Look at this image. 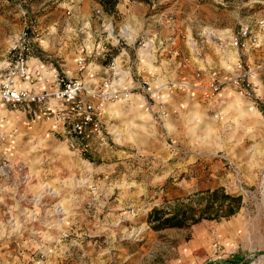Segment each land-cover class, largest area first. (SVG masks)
Returning <instances> with one entry per match:
<instances>
[{"label": "rangeland", "instance_id": "1", "mask_svg": "<svg viewBox=\"0 0 264 264\" xmlns=\"http://www.w3.org/2000/svg\"><path fill=\"white\" fill-rule=\"evenodd\" d=\"M141 1L153 6L147 12H165L170 28L179 18L185 30L164 38L139 33L138 52L152 56L155 65L160 45L183 43L192 60L220 71L215 75L223 88L214 101H203L201 83L167 78L169 88L184 85V95L178 100L168 90L166 102L158 74L151 80L126 66L119 82L110 59L99 90L112 81L125 90L146 81L152 92L132 89L122 100L105 101L97 110L105 139L93 135L86 147L83 140L71 146L53 130L64 125L53 113L31 120L21 109L3 110L0 264H203L234 253L244 257L241 264H264V93L254 102L228 81L238 60L255 65L246 61L245 50L259 46L264 61V0ZM98 2L112 17L110 37L129 26L130 20L111 9L113 0ZM69 9L65 0H0V74L22 31L33 47L48 35L51 22L61 26ZM242 28L248 35L241 36ZM60 29L58 35L64 33ZM217 187L242 196L234 215L189 228L148 225L152 207L172 208Z\"/></svg>", "mask_w": 264, "mask_h": 264}, {"label": "crops", "instance_id": "2", "mask_svg": "<svg viewBox=\"0 0 264 264\" xmlns=\"http://www.w3.org/2000/svg\"><path fill=\"white\" fill-rule=\"evenodd\" d=\"M98 1L65 0L67 8L71 9L67 11L68 15L64 17L61 26L57 21L51 22L48 25V35H45L38 44L33 45L27 57L28 77L21 82L20 85L22 87H26L34 92L53 91L60 88L57 75L60 76L63 74L69 77H78L86 88V92H82L81 98L95 101L98 98L93 96V93L102 87V82L105 81L107 72L110 71L109 62L112 59L117 64L118 67H116L120 70L117 75V81L119 82L124 81V78L121 80L120 73L123 72V68L126 69V66L134 74L140 73L143 77L148 76L152 78L151 80H154L155 77L153 73L158 74L156 81L164 89L163 99L167 102V98H169L168 90L174 91L175 96L178 95V100L180 96L184 95L180 92L184 91V85L180 84L182 80L203 83L208 79V74H220V71L214 66L204 61L192 60L191 54L187 53V47L183 43L177 46L168 45L167 43L160 45V50L157 52L158 59H156L158 61L155 65L153 64L152 56L144 52H138L139 50L134 46L136 35L139 33L152 34L156 32L164 38L170 31L179 34L185 30L180 25L179 18L176 19V24L170 28V24L164 17L165 12L161 11L158 15L147 12L148 8L151 10L153 8L148 1H114L111 9L114 12L118 11L121 13L124 20L128 19L130 21H128L129 26L120 27L118 34L110 37V34L106 32V28L112 21V17L109 15L108 10H105L103 8L104 6ZM159 3L163 5V2ZM144 8L145 10L142 11ZM49 13H53V11L46 12V14ZM59 28L64 32L61 35L57 33ZM122 34L127 36L125 37L126 40H123ZM78 36H80L81 40H78ZM119 39L123 40V42H119ZM40 53L42 55L47 54L48 57H53L54 60L42 59L40 58ZM243 55L246 61L251 64H256V62L264 64V61H260L263 59H260L259 46L245 50ZM184 57L188 58L186 62H184ZM79 61L83 62L81 67L79 66ZM10 63L11 61L8 65ZM232 70L234 71V68L230 71ZM198 73L200 74L199 77L197 76ZM167 78H175L181 82H175L174 86L169 88ZM257 79L259 86L255 90L254 98L251 99L254 102L256 99H260V96L264 93V74L259 73ZM236 90L241 94L237 88ZM191 97H195L196 99L199 97L201 100L209 102L214 101L216 98L214 96L213 98L206 99L202 94L197 97L195 92H193ZM20 109L23 111V115H27L31 120H34L45 118L51 113H61V111L67 109V106L61 99L50 97L44 105L30 103L14 110H17L21 114ZM14 110H9L7 106H4L6 113ZM52 128L53 130L58 128L57 131L62 133L69 144L75 141L68 132V123L61 127L52 126ZM94 138L93 134H89L81 139V141H75L74 143L81 145L83 140V142L85 141L90 145Z\"/></svg>", "mask_w": 264, "mask_h": 264}, {"label": "built area", "instance_id": "3", "mask_svg": "<svg viewBox=\"0 0 264 264\" xmlns=\"http://www.w3.org/2000/svg\"><path fill=\"white\" fill-rule=\"evenodd\" d=\"M241 36L248 35L247 28H242ZM30 34L28 31H22L15 39L12 45V61L3 74L0 75V122L4 120L3 106L16 109L20 106L35 103L46 104L50 97L61 99L67 106L65 112L53 113V119L69 124V134L75 141H79L89 134L95 135L101 142L105 139L104 132L101 127L97 110L100 109L105 101L122 100L133 94L132 89H139L143 93H151V86L144 81L136 84L130 90H125L119 86V82H107L106 86L94 92L93 96L98 98V104L91 101L82 100V92H86L83 82L78 77H69L61 74L57 75L60 88L53 91L34 92L20 84L28 77L27 57L31 51ZM81 67L83 62L79 61ZM235 70L229 77L231 82L242 94L247 97H253L255 90L259 86L257 75L264 74V64L245 65L241 60L235 64ZM117 75L120 70L113 67ZM38 70V69H37ZM36 70V71H37ZM39 73V70L37 71ZM223 81L215 74H211L208 79L201 83L200 90L204 98H213L223 88ZM159 102L162 97L157 96ZM160 114L165 115L163 106L160 105ZM82 145L86 147L87 142Z\"/></svg>", "mask_w": 264, "mask_h": 264}, {"label": "trees", "instance_id": "4", "mask_svg": "<svg viewBox=\"0 0 264 264\" xmlns=\"http://www.w3.org/2000/svg\"><path fill=\"white\" fill-rule=\"evenodd\" d=\"M241 205V195L231 194L224 188L217 187L203 190L197 200L177 203L172 208L154 206L148 212L146 221L153 230L189 228L202 220L230 217ZM243 260L244 257L239 253H234L223 259L207 260L203 264H241Z\"/></svg>", "mask_w": 264, "mask_h": 264}]
</instances>
